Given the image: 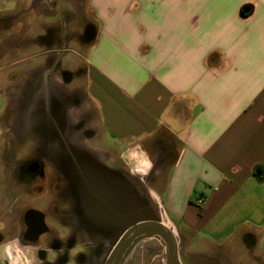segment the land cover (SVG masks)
Wrapping results in <instances>:
<instances>
[{"label": "crops", "instance_id": "1", "mask_svg": "<svg viewBox=\"0 0 264 264\" xmlns=\"http://www.w3.org/2000/svg\"><path fill=\"white\" fill-rule=\"evenodd\" d=\"M88 3L97 32L86 98L97 130L132 177L140 165L145 178L167 170L161 202L178 253L222 245L264 259V0ZM18 9L0 0V59ZM5 106L0 89V114ZM6 131L0 117V144ZM16 237H0L1 261L24 264Z\"/></svg>", "mask_w": 264, "mask_h": 264}, {"label": "rangeland", "instance_id": "2", "mask_svg": "<svg viewBox=\"0 0 264 264\" xmlns=\"http://www.w3.org/2000/svg\"><path fill=\"white\" fill-rule=\"evenodd\" d=\"M21 7L23 11L19 12ZM18 8V33L11 35L9 42L14 43L0 59V89L6 98L0 117L7 128L0 144V237L15 235L22 207L32 204L37 207L32 210H41L42 216L46 213L51 223L54 205L69 209L73 202L70 148L82 156V162H93L102 172L111 169L118 175V187L126 196L120 195L127 199L116 196L123 204L121 209L113 208L118 213L116 234L135 222L154 218L177 236L161 202L167 170H152L145 178L142 173L146 167L140 165L132 177V164L117 148L104 142L97 130L95 114L86 98V51L97 32L88 0H18ZM34 155L41 159L43 172L32 174V184L25 186L30 174L22 175L23 182L19 176L17 180V161ZM117 167L118 174L114 171ZM43 202L51 204L45 208ZM89 236L94 242L108 240L106 230L91 231ZM179 256L182 264H264V259L252 254L245 258L243 250H229L222 245L181 250ZM130 261L163 264L161 249L153 240L142 239L130 253L127 263ZM0 264L5 263L0 259Z\"/></svg>", "mask_w": 264, "mask_h": 264}, {"label": "flooded vegetation", "instance_id": "3", "mask_svg": "<svg viewBox=\"0 0 264 264\" xmlns=\"http://www.w3.org/2000/svg\"><path fill=\"white\" fill-rule=\"evenodd\" d=\"M54 121H52L53 125ZM61 124L64 131V122ZM68 153L73 156L71 160V176L73 177L69 176L73 187V202L69 201L71 203L68 210L53 204L51 220L57 225L48 220L46 213L42 216L41 210L35 213L32 208L37 207L32 204L20 209V216L15 224V235L18 250L22 255L24 254L23 262L24 264H116L117 260L109 261L110 253L129 228L123 229L119 235L114 230L116 226L114 222L118 223L117 210L113 209L117 203L115 199L118 194L117 175L115 176L108 168L106 172H102L93 162L86 161L88 164L86 162L85 164L82 162V156L79 157L74 148H70ZM28 159L17 161L15 168L16 178L18 180L19 176L20 182L24 180L22 176L24 173L30 174L25 186L32 184V174L43 172L39 156H30ZM43 204L46 208L51 203L43 202ZM56 219L60 223L56 222ZM104 230L108 233V240L105 242H94L89 236L91 231L103 232ZM147 239L153 240L161 249L162 261L165 264L160 242L154 238ZM138 242L118 264L127 263L130 253ZM176 254L180 262L177 246ZM2 262L8 264L5 260ZM133 263L130 261L127 264Z\"/></svg>", "mask_w": 264, "mask_h": 264}, {"label": "water", "instance_id": "4", "mask_svg": "<svg viewBox=\"0 0 264 264\" xmlns=\"http://www.w3.org/2000/svg\"><path fill=\"white\" fill-rule=\"evenodd\" d=\"M145 238H154L160 242L165 264H180L176 254V241L172 230L154 218L135 222L131 225L113 248L109 261L117 260L115 263L118 264L136 242Z\"/></svg>", "mask_w": 264, "mask_h": 264}]
</instances>
